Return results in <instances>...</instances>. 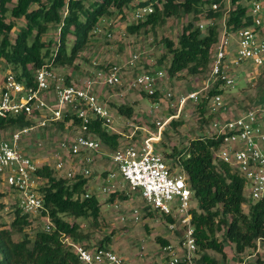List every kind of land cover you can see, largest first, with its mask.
Here are the masks:
<instances>
[{"label":"built area","instance_id":"1","mask_svg":"<svg viewBox=\"0 0 264 264\" xmlns=\"http://www.w3.org/2000/svg\"><path fill=\"white\" fill-rule=\"evenodd\" d=\"M207 1L210 9L222 12L224 26L213 46L207 77L197 89L180 94L170 89L162 90V80L166 77L163 70L149 69L127 78L128 64L118 62L94 61L95 68L77 81L68 82L66 76L48 65L35 70L31 84L13 72L0 79V118L24 116L30 122L0 136V178L18 193V207L23 214L40 217L46 210L40 192V187L47 182V178L39 174L43 167H50L55 176L74 184L89 178L95 157L106 154L111 161L101 186L102 193L108 194L113 187L123 191L122 184H127L131 191L141 194L144 208L175 218V222H168V225L171 230L178 231L180 242L163 245L158 264H197L198 246L191 213L195 200L193 192L180 165L168 163L157 151L156 143L166 124L179 119L189 102L199 107L204 99L207 100V117H212L204 126L203 134L220 139L215 149V162L227 165L232 173L245 180V189L249 190L253 201L264 197V102L235 113L224 96V91L235 87L237 70L243 64L264 68V34L261 33L264 0H252L247 13L251 23L232 30L227 20L233 10V0ZM152 12L153 5L139 6L132 9L131 17L137 22L145 20ZM206 19L201 27L216 23L212 17ZM102 21L104 19L94 28V33L101 31ZM136 59L138 55H134L132 61ZM214 87L222 91L210 94ZM104 88L137 91L149 96L159 93L150 107L157 132H150L139 144L119 145L115 150L108 148L91 127L99 121L111 131L114 115L112 107L102 98ZM164 100H168L169 110L175 113L162 120L159 111ZM62 121L67 128L73 126L74 129L58 139L46 137L44 143L36 142L51 123ZM2 132L4 129H0ZM86 188L83 197L93 196V190ZM113 206L115 210H124L121 220L129 216L139 220L142 214L143 207H131L126 211L119 201ZM42 221L45 231L55 228L49 215L43 216ZM61 238L77 254L80 264H125L124 258L107 245L86 246L65 233ZM259 243L261 239L258 246Z\"/></svg>","mask_w":264,"mask_h":264},{"label":"trees","instance_id":"2","mask_svg":"<svg viewBox=\"0 0 264 264\" xmlns=\"http://www.w3.org/2000/svg\"><path fill=\"white\" fill-rule=\"evenodd\" d=\"M207 3V0H95L87 5L86 0H0V59L13 65L18 78H25L31 84L35 70L43 65L52 68L75 66L81 52L89 44L94 28L104 16L117 13L127 17L128 12L135 7L153 5L154 12L145 20L129 24L128 31L137 33L142 28H154L167 17L177 16L182 12L193 14L192 21L184 26L177 43L169 38L164 40L172 56L168 72L171 76L184 71L195 75L206 73L220 29L216 23L203 31L195 25V21L205 11L207 18L217 19L222 14L210 8L205 10ZM232 3L234 8L227 21L228 28L232 30L251 23L247 16L248 7L241 0H233ZM126 10L128 11L125 12ZM18 19L22 20L21 25L18 24ZM51 24L57 25L60 30L56 41L44 39ZM3 78L4 76L1 79ZM67 81H70L69 77ZM217 87L210 94L222 91ZM147 96L158 99L159 93ZM201 104L198 108L203 128L209 124L212 116L205 117L207 100L204 99ZM117 109L120 114L129 118L134 114L130 104H120ZM29 123L24 116L0 118V129ZM91 127L106 146L113 150L119 146L120 134L109 132L99 121ZM219 141L217 137L202 133L184 148H174L173 153L168 156L176 157L172 164L176 166L177 163L183 169L197 201L196 207L191 209L198 246L197 264H226L222 261L227 257L225 241L233 244L238 254L248 249H257L260 239L264 242V197L251 202L245 211V180L232 173L227 165L215 162V149ZM164 157L166 158L165 155ZM39 174L47 178L46 184L40 187L46 210L40 217H32L23 214L17 207L10 225L0 221V264H80L77 254L63 242L61 236L65 233L84 241L88 234L81 229L77 219L92 217L97 225L101 213L100 200L96 195L81 197L87 191L89 178L70 184L67 179L55 176L53 169L48 166L39 170ZM118 197L122 201L127 200L128 196L118 195V191H115L110 200ZM145 211L147 215L153 214L149 207H145ZM46 215L50 216L55 228L50 232L43 228L35 230L32 236L26 229L34 228V218L42 219ZM63 215H69L74 220L67 221ZM162 216L167 222H175V218L169 215ZM14 231L23 233V238L16 240ZM158 240L163 245L169 244L168 240L161 237ZM110 241L111 236H107L97 245L104 246L105 242L108 244ZM210 251L221 255L222 259L212 255ZM255 264H264V259L258 255Z\"/></svg>","mask_w":264,"mask_h":264},{"label":"rangeland","instance_id":"3","mask_svg":"<svg viewBox=\"0 0 264 264\" xmlns=\"http://www.w3.org/2000/svg\"><path fill=\"white\" fill-rule=\"evenodd\" d=\"M93 1L95 0H86V4L89 5ZM251 1L241 0V3L248 7L249 10ZM232 7L234 8L233 3ZM204 9H209V5L206 4ZM64 14H66V10ZM206 18L207 14L205 11L195 21V25L203 31L208 29L207 25L201 27L202 23L206 24ZM220 18L223 22L224 17L222 18V14L217 18L218 20L216 18L214 20L219 26L221 35L224 23L220 21ZM103 19L101 31L91 36L89 44L81 52L76 65L53 66L56 71L67 78L69 77L70 80L77 81L81 77H86L95 68L94 61L107 63L118 62L120 64L127 63L129 66L127 78H131L149 69H159L163 70L166 75L165 79L162 80L163 87L161 89H170L177 94L199 88L206 79V73L195 75L184 71L179 75L171 76L168 72L172 56L168 52L164 40L165 38H169L177 43L184 26L192 21L193 14L182 12L177 16L167 17L164 22H160L154 28L150 26L142 28L137 33H130L127 29L129 24L135 22L131 17V12H128L127 17H122L116 13L112 16H104ZM109 23L111 24L105 25ZM18 24L21 25L22 20L18 19ZM109 32L111 36H108ZM261 33L264 34V31H261ZM14 35L15 32H13ZM59 36V27L51 24L44 39L46 41H56L59 39ZM53 48L56 49V47ZM134 55H138V59L132 61ZM246 66L247 64H243L237 70L238 76L235 87L231 90L224 91L226 101L235 113L247 110L254 105L264 102V68L259 69L255 66ZM242 69L247 70V75H241ZM8 72L16 73V70L13 68V65L7 64L6 61L0 59V79ZM102 98L112 107L114 122L110 132H116L121 135L120 146L129 143L139 144L150 135V132H157L158 126L154 118L150 116V107L156 99L137 91L111 88H104L102 90ZM120 104L132 105L134 109L133 116L129 118L120 114L117 109V106ZM168 106V100H164L162 102L163 108L159 111V115L162 117L159 119L165 120L169 114L175 113V110H169ZM205 117H207L206 110ZM15 127L11 126L4 129V132L0 133V136L14 130ZM203 128L201 127L200 110L197 104L189 102L182 111L181 117L166 124L163 128L161 139L156 143V149L162 155L166 156L168 163L172 164L175 162L176 157L168 156L173 153L174 148H184L193 138L202 135ZM72 129H74L73 126L67 128V125L63 121L51 123L46 128L45 134L38 136L39 139L36 142L44 143L46 137L51 140L58 139L61 137V134L67 133ZM74 133L75 131L71 132V135ZM110 161L111 158L109 156H103V154H98L94 159L92 175L89 177L87 186L93 190V195L95 194L99 198L101 213L97 225L94 223L92 217L77 219L81 229L84 233L88 234V237L80 242L91 247L98 244L107 236H111L110 243L107 244L105 242V244L119 253L124 258L125 264H158L163 246L162 242L158 240V237L168 240L171 244L178 245L180 242L178 231L171 230L167 220L160 213L153 212L152 215H147L141 194L137 191H131L127 184H122L123 191L116 189L117 187H113L108 194L101 192V186L106 177L105 173H108L107 167ZM117 190L118 195H127V200L120 201L119 197L115 200H110L111 194ZM0 194H2L0 195V221L8 226L15 216L19 195L3 182H0ZM244 194L247 198L244 209L247 211L249 204L254 201L250 197L248 189L244 190ZM83 195L84 193L81 194V197ZM116 200L122 202L126 211L131 207H143L141 208L142 214L140 219L134 220L129 216L126 220H121L120 216L124 210L114 209L113 204ZM196 205L197 201L194 200L193 207L195 208ZM63 216L67 221L72 222L74 220L69 215ZM34 221V228L32 230H29V228L26 229L32 236L35 230L42 229L43 222L41 218H34ZM219 236L223 238L222 234H219ZM14 238L16 240L22 239L23 233L14 231ZM225 247L227 257L224 260L221 255L214 251L210 252L212 255L222 259L226 264H255L258 255L264 259V242L259 243L257 249H248L242 254H238L235 251L234 245L230 242L225 241Z\"/></svg>","mask_w":264,"mask_h":264},{"label":"crops","instance_id":"4","mask_svg":"<svg viewBox=\"0 0 264 264\" xmlns=\"http://www.w3.org/2000/svg\"><path fill=\"white\" fill-rule=\"evenodd\" d=\"M220 21L222 22V19H221V18H220ZM222 23H223V22H222ZM263 31H264V29H263ZM246 67H248V66H246ZM246 71H247L246 69H242V70H241V75H243V76L247 75ZM241 75H240V76H241ZM102 142H103V141H102ZM107 147H108V146H107ZM108 148H109V147H108ZM104 155L106 156V154H104ZM104 155H103V156H104ZM109 163H110V162H109ZM108 165H109V164H108ZM105 174L107 175V173H105Z\"/></svg>","mask_w":264,"mask_h":264}]
</instances>
